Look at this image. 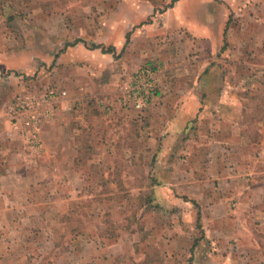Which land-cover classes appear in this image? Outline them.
<instances>
[{"label":"crops","instance_id":"crops-1","mask_svg":"<svg viewBox=\"0 0 264 264\" xmlns=\"http://www.w3.org/2000/svg\"><path fill=\"white\" fill-rule=\"evenodd\" d=\"M178 4L167 10L163 25L155 20L153 25L128 29L132 33L127 36L132 38L123 65L115 56L114 45L111 52H103L99 41L94 40L96 45L91 47L82 39L73 40L66 28L57 33L54 17H49V53L43 56L49 60V82L66 88L69 97L51 111L44 125L45 150L35 166L23 164L21 137L13 132L9 119L0 118V264H21V239L28 227L53 233L56 220L66 225L63 218L72 210L73 202L85 196L87 166L77 157L98 150L97 161H93L100 165L99 155L104 153L95 142L87 147L82 142L85 132L94 138L103 134L98 125L102 111L106 112L101 94L111 90L110 97L116 98L122 73L147 60L171 63L165 80L172 84H163L166 92L157 94L151 106L141 112L124 109L109 99L113 109L107 116L116 123L136 121L152 134L157 142L153 150L159 157L157 172L150 170L148 148L141 149L147 184L154 176L162 184L154 185L160 193L161 188L168 190L171 185L192 188L190 194L204 204L207 252L211 255L212 251L218 264H264V100L241 96L243 86L230 82L229 61L224 59L229 58V52L222 48L228 20L219 12L218 20L212 12L210 18L203 17L208 3L191 7L196 15L191 18L186 15L187 8ZM0 7H5L3 1ZM61 20L65 23L64 17ZM178 26L183 34L157 50L156 41ZM21 30V50L14 47L11 35L0 36V43H5L0 44V91L7 89L5 85L17 84H11L13 77L4 76L7 70L29 72L36 68L37 34L32 29ZM253 38L260 46L256 54L264 59V29L255 32ZM188 54L194 57L192 61H187ZM125 152L133 151L126 148ZM45 188L49 196L44 197ZM161 198L165 202L176 200L175 195ZM61 264H69V259Z\"/></svg>","mask_w":264,"mask_h":264},{"label":"rangeland","instance_id":"rangeland-1","mask_svg":"<svg viewBox=\"0 0 264 264\" xmlns=\"http://www.w3.org/2000/svg\"><path fill=\"white\" fill-rule=\"evenodd\" d=\"M0 1H3L5 6L0 7V36L14 37V47L21 50L24 48V42L19 37L21 28L25 31L32 29L37 34L39 59L36 68L29 72L21 68L7 70L4 76L13 77L15 82L11 84L19 85H5L7 89L0 91V118L9 119L13 132L21 137L23 164L35 166L41 160V154L45 150L42 134L44 125L49 122V115L43 122L41 132L44 148L41 154L37 155L29 151L28 141L24 137L22 122L26 113H22L19 122H16L11 117L10 109L16 107L23 99L33 101L32 104L40 100L43 103L41 112L45 114L49 113V108H56L69 97L66 88L49 82V60H44L43 57L49 53V17L52 16L58 29L57 33L66 28L73 40L82 39L91 47L96 45L94 40L99 41L103 52H111L110 47L114 45L115 56L122 59L123 65V57L132 38V35L130 38L127 36L131 31L128 29L133 25L134 28L153 25L155 20H160L163 25L167 10L176 4L179 7L178 3L187 8L186 15L190 18L196 17L190 8L196 3H208L206 10L203 8V17L210 18L212 12V15L215 14L214 20H218L219 12L229 23V27L224 31L222 48L229 52V58L224 59L229 61L230 82L243 86L239 91L241 96L264 100V68L254 67L255 64L264 65V59L256 54L260 46L253 42L255 32L264 29V0ZM128 5L130 8H127ZM63 17L65 23H62ZM182 34L183 29L179 26L175 31L164 33L155 43L157 50L163 49L176 35ZM242 40L246 43H242ZM0 44L5 46L3 41ZM243 44L246 46L244 50ZM238 52H244V55L241 56ZM193 59L192 54H188L187 61ZM147 61L142 65L163 69L158 94L165 93L163 84L167 81L172 84L168 78L165 80L172 64L160 65ZM140 66L123 72L116 85H120ZM104 77L109 79L110 75L106 74ZM6 81L7 84L10 83ZM51 89L66 90L67 94L49 97ZM111 93V90H107L101 94L104 96L103 108L106 111H102V121L98 124L102 126L101 138L99 135L94 138L90 136V132H85L82 140L83 144H86L85 147L92 146L95 142L103 149L104 153L99 155L100 165L94 163L97 161L98 150L95 153L86 151L77 157L87 166L84 198L73 202L72 210L63 218L66 225L56 220L53 233L37 226L24 230L21 239V264H48V261L49 264H61L65 259H69V264H218L219 259L212 255V251L211 255L208 254L205 244L207 223L203 217L204 204L193 198L189 192L193 191L192 188L186 190L181 185H171L168 190L161 188L160 193L158 189H154V185L162 184L158 183L154 176L148 179L147 184V174L141 165L145 154L141 153V149L143 150V146L148 148L149 167L151 172L155 173L159 157L155 154L153 145L155 147L157 142L138 122L133 123L131 120L116 123L110 115L107 116L113 109L109 99L117 101L115 97H110ZM114 93L117 95V90ZM107 107L112 109L109 111ZM147 125L151 126V123ZM112 147L114 150H110ZM126 148H131L133 152H125ZM144 162L146 163L145 158ZM47 188L44 189V197L49 196ZM165 193L175 195L176 200L165 202L161 198ZM151 196L155 199L152 200ZM53 243L55 246L49 248Z\"/></svg>","mask_w":264,"mask_h":264},{"label":"built area","instance_id":"built-area-1","mask_svg":"<svg viewBox=\"0 0 264 264\" xmlns=\"http://www.w3.org/2000/svg\"><path fill=\"white\" fill-rule=\"evenodd\" d=\"M162 72L163 69L161 67L140 66L118 85L116 100L124 109L144 111L150 107L161 89ZM66 94V90L57 91L51 89L49 91V97L66 96ZM32 103L34 102L23 99L16 107L10 109V114L16 122H19L22 113H26V117L22 122L24 137L28 141L29 151L40 155L44 148V142L41 138L43 122L48 115H51L53 108H49V113L44 114L40 109L43 104L42 101L37 100L35 104ZM107 109L110 111L112 107H107Z\"/></svg>","mask_w":264,"mask_h":264}]
</instances>
